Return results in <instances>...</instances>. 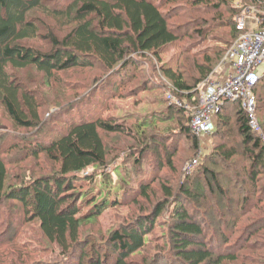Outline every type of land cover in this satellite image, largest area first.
Segmentation results:
<instances>
[{
  "label": "trees",
  "instance_id": "trees-1",
  "mask_svg": "<svg viewBox=\"0 0 264 264\" xmlns=\"http://www.w3.org/2000/svg\"><path fill=\"white\" fill-rule=\"evenodd\" d=\"M175 1L0 0V106L16 127H41L44 111L36 91L14 79L16 71L34 67L45 80H50L58 72L91 66L95 62L103 74H107L101 80L98 78L100 82L93 88L90 99L96 103H92L91 108L85 102L77 103L69 113L63 114L69 115L65 120L59 119L64 122V127L58 128L59 123L55 122L46 140L29 141L22 148L23 139L0 136V252L13 253L18 260L23 258L24 253L18 251V240L25 224L36 223L37 240L40 244L46 243V248L51 246L52 252L44 256V260L31 264H146L144 259L147 257L140 261L132 256L148 247L150 234L158 225H165L168 228L162 235L169 243L161 251L170 252L179 264H225L227 260L237 261V253L252 236L264 229V215L258 216L236 246L229 244V235L236 232L239 219L251 211L259 212V204L264 202V183H261L264 178V140L253 131L240 102L227 101L217 114V128L212 134L217 144L212 152L202 153L199 164L188 174L184 173V162L185 179L177 186L163 184L165 198L155 205L151 214L114 229L99 244L90 246L91 240L80 236L84 221L117 205H125L127 200L138 203L139 197L149 195L152 183L159 177L156 172L146 180L135 178L139 184L134 188L126 178L129 171L116 178L118 167L111 171L105 169L108 151L104 134L131 135L132 129L110 116L105 117L104 113L111 100L123 93L124 87L135 78L140 66H145L151 55L161 62L167 48L185 38L191 42L185 52L203 58L202 64L198 65L200 77L190 78L189 82L178 68L176 70L170 64L160 66L163 69L157 80L163 82L168 110L138 123L148 128L158 126L159 121L176 122L177 127H170V123L164 134H156L157 137L152 139L158 167L172 166V158L178 150L169 149L166 140L173 137L186 139L184 143L186 146L187 142L191 161L201 153L200 138L190 126L189 113L183 107L170 104L169 94L197 104L199 85L217 69L242 33L237 28L236 16L246 7L253 8L251 14L261 20L259 28L264 27V0L235 3L234 0H185L193 5L190 9L202 14L180 23L172 22L180 8L179 5L170 6ZM37 11L64 20L68 30L63 34L57 32L56 26H46L47 22L37 17ZM39 23L48 28L47 35H40ZM224 26L231 28L223 31ZM216 30H222V36H211ZM214 37L222 46L199 48ZM36 38H43L44 46L33 44ZM45 38L49 44L44 42ZM195 47L199 50H193ZM254 92L258 121L264 133V75L254 86ZM74 111L77 118L70 116ZM235 131L241 137L239 146L229 144ZM150 148L148 144L141 148L140 156L135 159L136 167L139 166L133 170L136 175L145 172L140 165L142 156H146L145 152ZM41 154L56 164L55 171L24 183L10 180V162ZM239 154L243 166L235 169L236 166L231 165L239 160ZM96 165L103 166L102 173H86ZM99 176L102 178L98 181ZM84 185L90 188L82 192ZM80 198L83 203H79ZM89 204H93V210L81 215L83 206ZM4 207L9 209L7 214L12 213L8 219ZM211 207L210 212L207 209ZM169 209L166 217L163 214ZM218 213L222 218L214 223L210 216L217 217ZM218 226L217 233L209 232ZM27 243H23L26 248L30 242ZM255 245L250 248H257ZM158 257L157 262H147L159 264Z\"/></svg>",
  "mask_w": 264,
  "mask_h": 264
},
{
  "label": "rangeland",
  "instance_id": "rangeland-1",
  "mask_svg": "<svg viewBox=\"0 0 264 264\" xmlns=\"http://www.w3.org/2000/svg\"><path fill=\"white\" fill-rule=\"evenodd\" d=\"M235 2H239V0H234V3ZM174 5H179L180 7L179 10H177L178 15L172 20L174 23L184 22L192 19V17L200 16L202 14L201 12L195 11L194 9H190V7H194L189 1L176 0L175 3L170 6ZM36 14L38 18H41L43 21L47 22L46 26H56L58 33L62 32L64 34L69 28L68 24H64V20L61 21L58 20V18L56 19L48 17L44 12L41 11H37ZM226 15L228 17L230 16L229 14ZM39 24L41 26L40 35H47L48 28L41 23ZM230 28V26H224L222 30H230ZM222 30H216V32L211 34V36H217L218 34L222 36ZM216 38L217 37H214L213 40L211 39L212 41H207L199 48H203L205 46H222V43L217 41ZM42 39L43 38H36L33 40V44L36 46H40V44L41 46H44L42 44ZM44 42L49 44L48 39L46 38ZM190 43L191 42L189 39L185 38L184 40L169 46L162 55L161 62H158L157 58L151 55L150 58L147 59L146 65H141L137 70V75L135 78L129 83V85L124 87L122 91L123 93L118 94V96L111 100L108 109L104 113L105 117L110 116L113 118V120H117L122 124L130 126L132 129L131 135L118 133L104 134V141L108 151V164L105 169H107V171H111L112 169L118 167L117 172H115L116 178H118L119 175L125 176V173L129 171L126 178L130 180V184L134 186V188H137L139 184L138 181H135V178H142L143 180H146L147 178L156 174V172H158L159 177L152 183L151 189L148 191L149 195L139 197L138 203H133L127 200L125 205H117L110 208L109 210L103 211L100 213V215H98V217H95L94 219L84 221L80 228V236L87 237V239L91 240L90 246L97 243H102V240L108 237V235H110L114 229L125 226L139 218H143L147 214H151V211L154 209L155 205L165 198L163 194V184L168 183L169 185L177 186L178 183H180V180L185 179V175H183V164L184 162H189V158H191V153H189L187 149V142L186 146L184 143L186 140L185 138L182 139L181 137H173L168 141L166 140L169 149L175 151L178 150L174 158H172V166L165 165L163 167H158L157 163L159 160H157L158 157L153 150L154 145L152 144V139L157 137L156 134H164V131H167L164 129L170 123L172 124L170 127H177L175 120H170L167 122L159 121L158 126L148 128H146L145 125L140 126L138 123L141 119L157 116L159 113L168 110L166 102H164L165 92L163 88V82H158L157 80V78H160L161 76L159 71L163 69L160 68V66L162 67L165 64H170L176 68V70L178 68V70H181L184 78L188 82L190 81V78L194 79L200 77L198 65L202 64L201 62H203V58L197 57L192 53L188 54L185 52L186 47ZM193 50L199 49L195 47ZM155 62L157 64L153 65ZM221 69L222 67L219 66L217 71H220ZM262 70H264L263 65L257 68L258 72H261ZM106 75L107 74H103L102 69L95 62H93L91 66L76 67L66 72H58L55 74V76H52L50 80H45L44 75L34 67L16 71L14 73V79H16L21 85H25L27 87L29 86L36 91L38 100L44 109L41 119L43 125L33 129L18 128L14 125L7 112L0 106V136H4V138L15 137L18 138L17 140L23 139L24 141L21 144L22 148L25 143H28L29 141L34 143V141L41 142V139L46 140L47 134L50 133L51 130L53 131L55 122L59 123L56 125L58 128L64 127V122L60 121L59 119L65 120V118H67L69 115L66 117L63 114L66 112L69 113V111L77 103L85 102L89 105V108H91L90 106L92 103H96L93 102V99H90V96L94 90L93 88L100 82H98V78L101 80V77ZM42 81H45V83ZM145 87L148 89H144ZM101 104L102 100L100 105ZM70 116L77 118L78 114L74 111L70 113ZM158 136L160 137V135ZM232 137V139L231 136L229 138V144H236L239 146L241 143V137L237 131H235ZM199 138L202 153L207 154L212 152L213 148L217 144L215 139L213 140L212 136L210 137L205 135H201ZM218 141L220 142L219 139ZM147 144L151 145L152 148L145 152L146 156H142L143 161L140 165L141 170H145V172L143 171L144 173L142 172L139 175H136L133 170L134 168L138 169L139 166L136 167L137 163L135 162V159L140 156L139 153L141 148ZM159 150L163 156L166 155L165 152L162 151V147H160ZM240 156L241 155L239 154L237 157L239 160L234 161L235 164L231 165H235V169L243 166V160ZM55 165L56 164H54L53 161L49 159V157H46L45 154H41L39 157L30 156L25 159H20L15 163L10 162V180L16 183L28 182L34 177H40L43 174H49L55 171V169H57ZM102 167L103 166L101 165L90 167L86 173L89 174L91 172H97L100 174L103 172ZM101 178L102 177L99 176L97 177V180L99 181ZM261 183H264V178L262 179ZM87 187L90 188L89 185H84L82 187V192H84ZM134 192L135 191L132 189V193ZM78 196L80 197V195ZM130 197L131 194L128 195V198ZM79 203H83L81 198ZM184 203H186V201H184ZM259 206L260 209L258 210L257 208L259 212L251 211L246 216L239 219L235 227L236 232H233L232 235H229L230 246H236L241 237H245L248 231L247 228H249L250 224H252L258 216L264 215V202H261ZM92 208L93 204L83 206L80 214L85 215ZM5 209L6 207L3 208L4 212ZM171 209H173V206ZM214 209L218 210L216 207H214ZM207 210L211 212L212 207L211 209L208 208ZM8 211L9 209H6V214ZM170 211V209L165 211L163 215L168 217ZM4 212H1L2 216H4ZM11 214L12 213L7 214V216H5L6 219H8ZM254 215L256 216L254 217ZM216 216L217 217L210 216V219H212L214 223L218 222L220 217L222 218V215L219 213ZM36 226V223H29L28 225L25 224L22 230V234L20 236L21 239L18 240L19 245L17 244V246L21 247H18V251L19 253H24L23 258L18 260V256L13 253L8 252L9 254H7V252H0V264H4L5 262V264H22L24 262L26 264H31L37 260H44V256L52 252L50 251L51 246L47 245L48 247L46 248V243L40 244V242L37 240L39 232H35ZM166 228H168V226L158 225L153 230V233L150 234L148 247L143 248L142 251L133 255L132 258L142 261L143 258L147 257L144 260L146 264H149V262H157L155 259L159 256V264H179L178 261H175L170 252L161 251L164 247H166L164 245L169 243L166 236L162 235ZM219 229V226L213 227L211 230L209 229V232L211 234L217 233ZM208 239L212 240L211 237H208ZM27 242H30V244L26 248V246H23V243L28 244ZM214 243H216V241ZM215 245L217 246V243ZM253 245L257 246V248L255 247L254 249H251L250 246ZM37 246H41L43 248L39 249ZM225 246L226 245L223 247L225 248ZM157 252L159 253L157 254ZM237 256V261L231 262L230 260H227L225 264H264V229H262L259 234L256 233L254 236H252L249 243L246 244L239 253H237Z\"/></svg>",
  "mask_w": 264,
  "mask_h": 264
},
{
  "label": "built area",
  "instance_id": "built-area-1",
  "mask_svg": "<svg viewBox=\"0 0 264 264\" xmlns=\"http://www.w3.org/2000/svg\"><path fill=\"white\" fill-rule=\"evenodd\" d=\"M253 8L246 7L236 16L237 28L242 31L239 38L227 50L221 64L231 68L230 75L220 81L215 78L216 70L199 85L197 104L169 94L170 104L183 107L190 115V126L199 137L211 135L217 128V114L225 102H240L242 109L250 118V126L264 140V133L257 116V96L254 86L264 75V27L261 20L252 15ZM202 151L187 162L184 171L190 173L201 159Z\"/></svg>",
  "mask_w": 264,
  "mask_h": 264
},
{
  "label": "crops",
  "instance_id": "crops-1",
  "mask_svg": "<svg viewBox=\"0 0 264 264\" xmlns=\"http://www.w3.org/2000/svg\"><path fill=\"white\" fill-rule=\"evenodd\" d=\"M219 66H221L222 69L220 71H217V69H216L215 78L217 80L222 81V80L226 79L230 75L231 68H229V66L227 64L226 65L225 64H220ZM205 136H210L211 137V135H205Z\"/></svg>",
  "mask_w": 264,
  "mask_h": 264
}]
</instances>
